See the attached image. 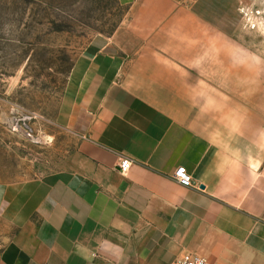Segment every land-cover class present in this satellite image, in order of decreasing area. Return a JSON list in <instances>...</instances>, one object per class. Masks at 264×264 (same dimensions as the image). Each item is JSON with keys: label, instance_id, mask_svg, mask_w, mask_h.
I'll list each match as a JSON object with an SVG mask.
<instances>
[{"label": "crops", "instance_id": "obj_1", "mask_svg": "<svg viewBox=\"0 0 264 264\" xmlns=\"http://www.w3.org/2000/svg\"><path fill=\"white\" fill-rule=\"evenodd\" d=\"M119 3L125 19L92 40L65 94L77 161L0 183L19 226L0 264H264V72L251 67L245 97L225 92L216 1ZM181 167L195 188L175 181Z\"/></svg>", "mask_w": 264, "mask_h": 264}, {"label": "rangeland", "instance_id": "obj_2", "mask_svg": "<svg viewBox=\"0 0 264 264\" xmlns=\"http://www.w3.org/2000/svg\"><path fill=\"white\" fill-rule=\"evenodd\" d=\"M211 1L221 5L222 31L232 37L222 81L235 88L225 92L245 97L251 67L264 72V0ZM127 11L119 0H0V183L73 167L79 141L61 117L71 73L92 40L113 34ZM18 232L0 211V251Z\"/></svg>", "mask_w": 264, "mask_h": 264}, {"label": "built area", "instance_id": "obj_3", "mask_svg": "<svg viewBox=\"0 0 264 264\" xmlns=\"http://www.w3.org/2000/svg\"><path fill=\"white\" fill-rule=\"evenodd\" d=\"M132 163L130 160H125L120 165V171L123 174H127L131 169ZM175 181L185 188H195L194 179L191 174L187 171L186 167L179 168L174 175ZM174 264H210L207 259L195 255L187 254L183 258L177 260Z\"/></svg>", "mask_w": 264, "mask_h": 264}]
</instances>
